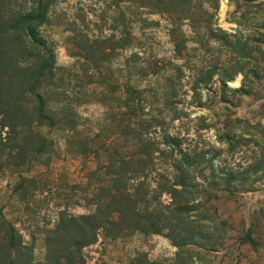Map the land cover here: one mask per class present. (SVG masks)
Returning <instances> with one entry per match:
<instances>
[{
    "label": "trees",
    "instance_id": "16d2710c",
    "mask_svg": "<svg viewBox=\"0 0 264 264\" xmlns=\"http://www.w3.org/2000/svg\"><path fill=\"white\" fill-rule=\"evenodd\" d=\"M56 1L0 0V170L5 166L24 170L39 158L50 164L55 143L40 132L41 128L77 132L79 120L75 106L82 102L79 93L70 87L73 80L83 82L86 92L93 87L104 97L123 90L126 98L118 112L129 113V117L125 124L118 123L115 132L104 142L103 153H107L108 161L89 171L85 184L73 187L85 193L82 203L77 204L92 207L93 211L88 214L60 211L55 224L40 232L45 239V256L39 262L35 259L34 237L27 243L16 225L0 216V264H89L83 250L96 244L101 235L117 239L135 232L164 235L178 249L187 248L186 252L192 247L218 251L224 236L214 240L197 233L196 227L187 224L186 219H198L191 214L202 211L212 215L226 230L213 200L220 192L233 190L222 188L215 179L207 181L199 170L205 153L184 150L183 139L166 128L164 116L156 119L155 124L140 119L136 110L144 91L131 83L122 88L119 79L105 69L117 51L130 52L122 65L126 80L132 81L131 75L135 79L160 77L167 92L163 94L165 100L174 97L178 90L175 82L184 76L183 67L165 60L143 61L137 50L139 39L133 32L136 24L147 29L157 23L150 16H163L169 24L167 33L176 58L183 59L190 41L201 49L218 42L229 48L232 59L206 67L194 66L190 91L199 106L201 88L208 89L216 78L222 91L246 94L243 88L229 87L242 73L237 69L235 57L242 40L218 26L220 0H110L109 10L121 9L120 25H112L111 35L93 36L84 22V26L72 29L69 53L80 64L75 71L57 65L55 49L43 35V28L52 25L51 12ZM117 22V18L113 20L114 24ZM185 28H189L192 37ZM151 128L162 133L160 140L151 144L155 147L152 151L144 139ZM118 135L131 140L134 149L113 148ZM93 142L90 137H67V151L100 159L102 152L96 150ZM191 154L197 157V163ZM155 162L162 165L169 162L173 175H160L156 188L151 189L145 183L148 174L154 172ZM229 176L231 180L236 177L233 173ZM20 179L17 190L25 200L33 192L36 181L27 176ZM164 196L169 197L168 201L162 200ZM200 199L205 202L201 203ZM247 238L253 241L250 235ZM131 264L161 263L140 254Z\"/></svg>",
    "mask_w": 264,
    "mask_h": 264
},
{
    "label": "rangeland",
    "instance_id": "374dc122",
    "mask_svg": "<svg viewBox=\"0 0 264 264\" xmlns=\"http://www.w3.org/2000/svg\"><path fill=\"white\" fill-rule=\"evenodd\" d=\"M110 5V0L56 1L51 12L52 25L43 28V35L52 43L59 67L66 71L78 70L79 60L70 55L69 48L72 29L84 26L82 22L96 37L111 35L112 25H120L121 9L112 7L109 10ZM116 18L118 24L113 23ZM150 18L157 23L147 29L139 24L134 26L133 32L139 39L137 50L146 63L165 60L183 67L184 76L175 82L178 90L174 97L165 100L163 94L167 92L160 77L135 79L131 75L132 81L126 80L127 73L122 65L130 52L117 51L105 72L113 73L122 88L131 83L143 90L136 110L138 117L148 124H155L156 119L164 116L166 128L172 135L183 139L184 150L205 153L199 170L207 181L215 179L222 188L231 187L233 192L224 190L213 200L226 230L212 215L202 211L191 214L198 219H186L187 224L196 227L197 233L214 240L224 236L223 243L218 251L192 247L186 252L187 248L178 249L164 235L135 232L117 239L101 235L96 244L83 250V254L89 264H131L140 254H146L150 260L161 264H264V0H220L218 26L237 34L242 40L235 55L237 69L242 73L229 83V87L233 90L243 88L247 93L222 91L216 78L208 89L201 88L200 106L190 91L194 66L206 67L232 59L229 48L218 42L201 49L190 41L183 59L176 58L167 33L168 21L163 16ZM185 30L192 37L189 28ZM70 87L79 93L82 102L75 106L79 120L77 132L41 128L40 132L55 143L56 151L50 164L45 158H39L24 170L11 166L0 170V216L13 222L27 243H31L34 237L38 262L45 256V239L40 232L55 224L60 211L67 209L74 214L93 211L92 207L77 204L78 201L82 203L85 193L73 187L85 184L89 171L108 161L107 153H103L104 142L115 132L117 124H125L129 117V113L121 115L118 112L126 98L123 90L104 97L93 87L86 92L83 82L73 80ZM161 134L151 128L144 135L150 143V151L155 149L151 144L160 140ZM67 137L92 138L102 157L91 155L85 158L71 154L67 151ZM133 144L118 135L112 147L118 151H132ZM192 160L198 162L196 156ZM230 173L236 176L235 179L231 180ZM160 175H173L169 162L166 165L155 162L154 172L148 174L145 184L155 189ZM21 176L36 181L33 192L25 200L17 190ZM168 199V196L162 198ZM248 235L253 241L248 240Z\"/></svg>",
    "mask_w": 264,
    "mask_h": 264
}]
</instances>
